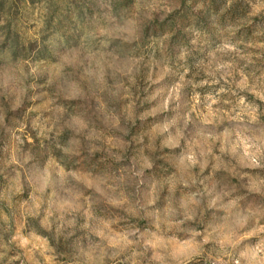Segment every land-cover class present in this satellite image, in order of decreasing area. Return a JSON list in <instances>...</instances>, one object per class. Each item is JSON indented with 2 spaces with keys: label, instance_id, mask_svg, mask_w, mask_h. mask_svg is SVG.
<instances>
[{
  "label": "clouds",
  "instance_id": "clouds-1",
  "mask_svg": "<svg viewBox=\"0 0 264 264\" xmlns=\"http://www.w3.org/2000/svg\"><path fill=\"white\" fill-rule=\"evenodd\" d=\"M0 264H264V0H0Z\"/></svg>",
  "mask_w": 264,
  "mask_h": 264
}]
</instances>
